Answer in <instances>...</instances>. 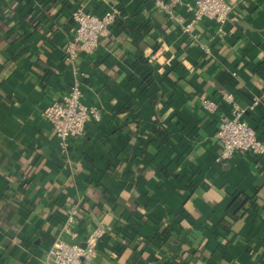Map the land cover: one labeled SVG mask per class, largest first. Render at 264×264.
Instances as JSON below:
<instances>
[{
	"label": "crops",
	"instance_id": "0c3cea01",
	"mask_svg": "<svg viewBox=\"0 0 264 264\" xmlns=\"http://www.w3.org/2000/svg\"><path fill=\"white\" fill-rule=\"evenodd\" d=\"M227 1L221 36L209 21L191 29L205 54L153 0H0V264H51L57 239L85 248L96 226L105 233L82 264H125L166 226L175 234L143 249L147 264H264V155L221 159V111L202 106L225 90L244 108L262 95L245 117L264 138V0ZM79 6L122 16L69 66L63 47ZM74 78L101 118L61 154L41 111ZM238 194L250 199L233 218ZM73 202L76 238L62 228ZM141 220L136 238L118 235Z\"/></svg>",
	"mask_w": 264,
	"mask_h": 264
},
{
	"label": "built area",
	"instance_id": "2783aa9c",
	"mask_svg": "<svg viewBox=\"0 0 264 264\" xmlns=\"http://www.w3.org/2000/svg\"><path fill=\"white\" fill-rule=\"evenodd\" d=\"M157 10L162 12L167 20L177 25L189 39L205 54H210L209 43L203 37L192 35L191 29L198 24L209 21L215 25V37L225 31L227 22L232 17L234 6L227 0H153ZM183 10V11H182ZM185 15V16H184ZM120 10H108L96 14L79 6L70 14L72 34L63 47L64 56L69 66L80 53L92 54L98 46L100 36H108L121 19ZM185 17V18H184ZM236 76V72L232 73ZM82 83L74 78L67 92L60 100H54L41 111V115L50 124L57 140L58 151L68 152L71 140L83 135L88 122L99 121L101 114L94 105H85ZM263 101L262 95H254L247 108L242 107L235 95L230 91H222L219 100L203 99L202 106L209 113L221 111L215 131V137L220 145V158L229 160L239 153H249L254 157L264 155V138L258 137L257 130L251 126L245 117L246 110H253ZM264 131V123L262 124ZM81 212L77 202L66 207L65 220L62 228L72 238L77 237L75 227ZM105 230L101 226L91 228L86 237V247L76 242L57 239L47 250L51 264H82L84 260L91 261L96 256L99 239Z\"/></svg>",
	"mask_w": 264,
	"mask_h": 264
},
{
	"label": "trees",
	"instance_id": "16d2710c",
	"mask_svg": "<svg viewBox=\"0 0 264 264\" xmlns=\"http://www.w3.org/2000/svg\"><path fill=\"white\" fill-rule=\"evenodd\" d=\"M51 11L49 13V17L52 18L53 16H51ZM250 197L247 195H243V194H238L236 197L233 198L232 202L230 203V205L228 206L227 212L229 213V215L233 218L236 217L237 213L240 210H246V208H244L245 204L249 201ZM142 223H148L149 222L147 220H145V222H143V220H141L140 222H138V224L136 222L130 223L129 225H125V226H117V231H118V235H121L129 240L136 238L137 235H139V230H140V226ZM174 231L166 226L164 228H160V229H155L153 234L151 236H147L145 235L144 238H142V247L141 248H137L135 249L132 254L130 255V257L128 258V260L126 261L125 264H147L146 259L142 258V253H143V249H145L148 245L152 244V241L155 240L156 242H163L165 241L166 238L170 237L171 235H174Z\"/></svg>",
	"mask_w": 264,
	"mask_h": 264
}]
</instances>
